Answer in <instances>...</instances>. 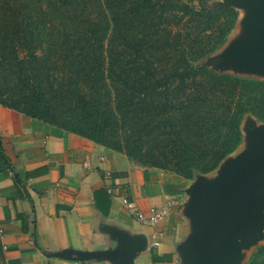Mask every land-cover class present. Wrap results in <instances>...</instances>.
<instances>
[{
  "label": "trees",
  "instance_id": "1",
  "mask_svg": "<svg viewBox=\"0 0 264 264\" xmlns=\"http://www.w3.org/2000/svg\"><path fill=\"white\" fill-rule=\"evenodd\" d=\"M212 1L0 0V103L140 166L210 173L247 115L264 121L263 79L201 64L240 15ZM0 164L12 168L1 136Z\"/></svg>",
  "mask_w": 264,
  "mask_h": 264
},
{
  "label": "crops",
  "instance_id": "2",
  "mask_svg": "<svg viewBox=\"0 0 264 264\" xmlns=\"http://www.w3.org/2000/svg\"><path fill=\"white\" fill-rule=\"evenodd\" d=\"M0 136L12 164H0V244L6 264H109L51 253L114 249L118 242L110 230L147 237L136 264H180L177 248L190 231L181 213L185 194L172 193L187 185L181 176L140 166L122 152L1 103ZM106 171H111L108 179ZM177 194L182 205L154 227L140 224L122 201L126 197L147 210ZM153 234L158 247H151Z\"/></svg>",
  "mask_w": 264,
  "mask_h": 264
},
{
  "label": "water",
  "instance_id": "3",
  "mask_svg": "<svg viewBox=\"0 0 264 264\" xmlns=\"http://www.w3.org/2000/svg\"><path fill=\"white\" fill-rule=\"evenodd\" d=\"M210 5L214 10L234 7L245 14L234 28H242L236 41L227 46L230 35L201 64L264 80V0H214ZM241 129L240 147L214 171L196 174L182 188L181 213L188 219L190 231L177 248L180 264H244L264 239V121L249 114ZM109 232L118 242L114 249H64L51 255L82 262L136 264L146 249L147 237L123 230Z\"/></svg>",
  "mask_w": 264,
  "mask_h": 264
},
{
  "label": "built area",
  "instance_id": "4",
  "mask_svg": "<svg viewBox=\"0 0 264 264\" xmlns=\"http://www.w3.org/2000/svg\"><path fill=\"white\" fill-rule=\"evenodd\" d=\"M84 165L88 168L91 167V164L89 161H86ZM105 178L108 179L111 177V171L105 172ZM108 192L113 193V189L111 186H108ZM184 198L181 195H172L169 196L165 202L160 206H152L148 208L147 210L139 209L136 206V203L134 201L129 200L126 197L122 198L123 204L126 206V208L131 211L135 217V219L142 225L148 226V227H154L158 222L166 219L170 216L174 208L179 207L182 205ZM2 234V230H0V235ZM152 243L151 247H158L160 245V242L158 241V236L156 234L152 235ZM79 264V263H76Z\"/></svg>",
  "mask_w": 264,
  "mask_h": 264
},
{
  "label": "rangeland",
  "instance_id": "5",
  "mask_svg": "<svg viewBox=\"0 0 264 264\" xmlns=\"http://www.w3.org/2000/svg\"><path fill=\"white\" fill-rule=\"evenodd\" d=\"M244 14H245V13H241V12H240L239 17H240V20H241V21H242L243 18H244ZM241 25H242V23H241ZM240 29L242 30L241 26H239L237 29L233 30V33L230 34L231 36L229 35V36H230V39H229L228 43L226 44L227 46H229L230 43L235 39L237 31H238V30L240 31ZM236 38H237V37H236ZM234 41H236V40H234ZM211 174L214 176V175H215V172H213V173H211ZM182 178H183V177H182ZM183 179L186 180L185 178H183ZM186 183L188 184L189 181L186 180ZM261 245H264V239L260 240V242H259V244H258V247L261 246ZM254 249H255V248H254ZM254 251H255V250H254ZM252 252H253V251H252ZM263 255H264V254H263ZM262 259H264V256H262ZM248 261H249V259H246V261L244 262V264H247ZM0 264H6L5 257H4V253H3V250H2L1 245H0Z\"/></svg>",
  "mask_w": 264,
  "mask_h": 264
}]
</instances>
